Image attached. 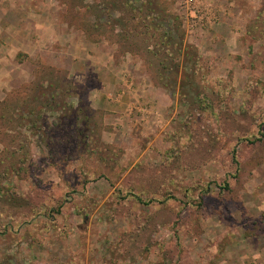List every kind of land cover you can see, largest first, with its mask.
I'll return each mask as SVG.
<instances>
[{"label":"rangeland","instance_id":"374dc122","mask_svg":"<svg viewBox=\"0 0 264 264\" xmlns=\"http://www.w3.org/2000/svg\"><path fill=\"white\" fill-rule=\"evenodd\" d=\"M201 2L0 0V264H264V0Z\"/></svg>","mask_w":264,"mask_h":264},{"label":"crops","instance_id":"0c3cea01","mask_svg":"<svg viewBox=\"0 0 264 264\" xmlns=\"http://www.w3.org/2000/svg\"><path fill=\"white\" fill-rule=\"evenodd\" d=\"M138 71L140 68L138 67ZM136 87L134 89V95H128L121 102L122 106H126L129 100L135 99V102L140 103L142 101H160V99L168 101V97L166 96V92L161 90L158 87H155L152 81L148 76L142 74L138 75V81L135 83ZM104 89V91L109 92L110 90Z\"/></svg>","mask_w":264,"mask_h":264},{"label":"built area","instance_id":"2783aa9c","mask_svg":"<svg viewBox=\"0 0 264 264\" xmlns=\"http://www.w3.org/2000/svg\"><path fill=\"white\" fill-rule=\"evenodd\" d=\"M178 3L190 27H204V24L210 21V9L208 10V6H204L201 0H178Z\"/></svg>","mask_w":264,"mask_h":264}]
</instances>
